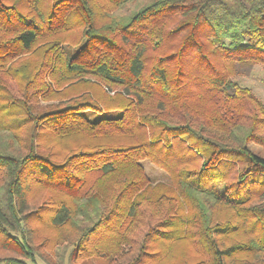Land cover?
Listing matches in <instances>:
<instances>
[{"label":"trees","instance_id":"obj_1","mask_svg":"<svg viewBox=\"0 0 264 264\" xmlns=\"http://www.w3.org/2000/svg\"><path fill=\"white\" fill-rule=\"evenodd\" d=\"M98 1L0 0V69L18 94L0 83V251L16 256L0 264H35L37 222L56 245L75 243L81 264H190L197 247L205 264H230L264 250V157L246 147L261 143V124L236 112L245 91L232 81L264 65V0H154L131 18L119 13L129 0H102V15ZM144 159L198 202L233 204L254 239L220 249L214 235L237 227L209 225L196 201L188 233L175 218L154 223L174 203L132 200ZM30 181L64 198L40 212Z\"/></svg>","mask_w":264,"mask_h":264},{"label":"rangeland","instance_id":"obj_2","mask_svg":"<svg viewBox=\"0 0 264 264\" xmlns=\"http://www.w3.org/2000/svg\"><path fill=\"white\" fill-rule=\"evenodd\" d=\"M154 0H129L122 8L119 10L120 14L126 18L135 16L142 9L146 8L152 4ZM97 14H106L108 8L105 3L100 0L96 3ZM176 18H173V21ZM43 42L37 41L34 46L26 53L22 58L28 59L35 54V48L41 45ZM15 62H10L9 65H13ZM232 81L236 83L239 88L245 91L242 98L243 100L239 103V99L236 102L237 110L236 112H242L243 120L249 122V120L259 121L261 124L260 137L262 138L261 143L254 141H249L246 143V147L253 153L264 157V65L256 64L249 69H239L238 73L232 77ZM0 83L11 89V91L17 94L16 86L17 80L13 79L8 75L7 67L0 69ZM61 95V94H57ZM56 95V96H57ZM5 96L3 90H0V103H3L1 99ZM48 102H41V105H46ZM151 102L146 101L144 106L150 105ZM92 119H97L99 117L93 115ZM242 121V120H241ZM71 143V142H70ZM140 164V165H139ZM139 167L142 169V176L144 179L143 187L133 194V199L140 200L144 197V193L151 194V199L156 200L158 196H168L173 199L174 203V214L173 217L170 214H159L153 218L154 223L163 218H175L178 228L181 226L184 228V234L190 229V224L188 220L194 221L195 212H197V207L194 205L196 201L198 206L203 207L201 211L203 218L209 223V225H215L219 223H229L236 228L235 231L230 232L226 235H214L213 240L215 244L222 249V247L230 243H247L254 239L256 232L251 233L244 224H242V219L240 213L233 208V204H227L225 201H220L213 198L209 201L203 203L198 202V198L195 194L188 193L182 190L179 184L178 177L176 175H168L163 172L158 166L150 162L147 159L139 161ZM121 180H124V176H121ZM107 191V187L104 188ZM64 192H60L58 189L53 187H39L35 182L30 181L29 184V195L32 200L38 204L37 208L40 212L48 213L49 207L59 198H64ZM256 198H251L249 203H257ZM250 205H261V204H250ZM45 215V214H44ZM48 214L45 215L47 217ZM154 215V214H153ZM171 216V217H170ZM174 221V220H173ZM42 222H37L33 224H28L29 232H36L38 235H32L28 238L31 241L32 248L36 251L35 264H81L83 261L79 260L73 262L69 258V253H71L72 248L75 243L66 245L65 243L56 245L59 242L57 234L54 233L51 228L41 229ZM153 223V224H154ZM39 224V225H38ZM239 227V228H238ZM77 228V227H76ZM64 231H70L71 226L67 225L63 228ZM76 230L74 231V234ZM188 233V232H187ZM112 238V236H110ZM197 253L192 254L191 257L188 256V263L190 264H205V257L203 252L199 247L196 248ZM174 252L178 251L174 249ZM181 252V251H180ZM191 249H184L183 253L189 255ZM6 255H12L10 253L0 251V257ZM14 256V255H12ZM16 257V256H14ZM0 258V259H1ZM84 260V259H83ZM196 261V262H195ZM230 264H264V250H249L241 251L234 254L230 259H228ZM32 264L31 262H28ZM87 264H98L95 261L87 260Z\"/></svg>","mask_w":264,"mask_h":264}]
</instances>
